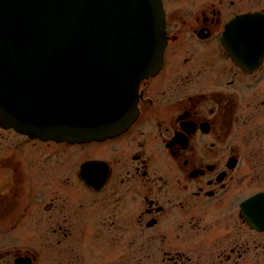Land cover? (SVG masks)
<instances>
[{"label": "flooded vegetation", "instance_id": "af4514ba", "mask_svg": "<svg viewBox=\"0 0 264 264\" xmlns=\"http://www.w3.org/2000/svg\"><path fill=\"white\" fill-rule=\"evenodd\" d=\"M127 128L0 123V264H264V0H161Z\"/></svg>", "mask_w": 264, "mask_h": 264}, {"label": "water", "instance_id": "95a60500", "mask_svg": "<svg viewBox=\"0 0 264 264\" xmlns=\"http://www.w3.org/2000/svg\"><path fill=\"white\" fill-rule=\"evenodd\" d=\"M163 27L160 0H0V123L69 142L120 133Z\"/></svg>", "mask_w": 264, "mask_h": 264}]
</instances>
